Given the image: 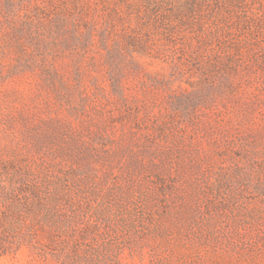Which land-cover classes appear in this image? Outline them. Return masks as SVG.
<instances>
[{"label":"rangeland","instance_id":"rangeland-1","mask_svg":"<svg viewBox=\"0 0 264 264\" xmlns=\"http://www.w3.org/2000/svg\"><path fill=\"white\" fill-rule=\"evenodd\" d=\"M0 264H264V0H0Z\"/></svg>","mask_w":264,"mask_h":264},{"label":"trees","instance_id":"trees-1","mask_svg":"<svg viewBox=\"0 0 264 264\" xmlns=\"http://www.w3.org/2000/svg\"><path fill=\"white\" fill-rule=\"evenodd\" d=\"M0 254H1V251H0Z\"/></svg>","mask_w":264,"mask_h":264}]
</instances>
